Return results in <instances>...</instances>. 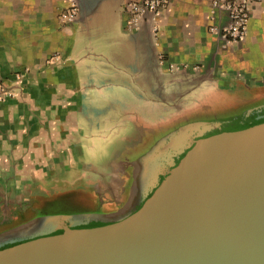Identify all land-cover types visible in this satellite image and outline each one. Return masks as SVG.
Returning <instances> with one entry per match:
<instances>
[{
    "label": "crops",
    "instance_id": "obj_1",
    "mask_svg": "<svg viewBox=\"0 0 264 264\" xmlns=\"http://www.w3.org/2000/svg\"><path fill=\"white\" fill-rule=\"evenodd\" d=\"M136 1L0 0V82L16 93L0 101V233L44 208L36 197L48 165L98 177L79 186L87 212L122 210L131 165L161 130L153 114L264 106V0L251 1L247 36L235 45L221 36L228 12L211 15L216 0H169L158 38L149 15L131 25ZM109 133L127 151L103 165L85 160V142Z\"/></svg>",
    "mask_w": 264,
    "mask_h": 264
},
{
    "label": "water",
    "instance_id": "obj_2",
    "mask_svg": "<svg viewBox=\"0 0 264 264\" xmlns=\"http://www.w3.org/2000/svg\"><path fill=\"white\" fill-rule=\"evenodd\" d=\"M241 115L139 153L116 217L53 213L1 232L0 264H264V106Z\"/></svg>",
    "mask_w": 264,
    "mask_h": 264
},
{
    "label": "rangeland",
    "instance_id": "obj_3",
    "mask_svg": "<svg viewBox=\"0 0 264 264\" xmlns=\"http://www.w3.org/2000/svg\"><path fill=\"white\" fill-rule=\"evenodd\" d=\"M156 113V112H155ZM167 112L163 116L153 114V120L160 123L163 121L162 125H158L159 132L158 138L153 140V144L163 135H166L171 129L179 127L180 125L194 122V121H219L224 123H230L236 120H240L244 117L241 115L244 112L237 111H226V112H190V115L182 117V114L187 112ZM262 112H252L251 115ZM246 116V117H247ZM165 121L168 123L166 124ZM107 137H110L108 141H91L85 142V147L83 152L85 154V160L95 161L99 165L107 164V162L112 160V158L118 157L126 152V147L128 144L123 140V138H115L114 135L110 133L107 134ZM126 138V136H124ZM152 144V145H153ZM132 145V144H131ZM48 167L44 173L43 178L49 180L41 181L42 189H40L41 194L36 197V202L44 208L40 209L33 213V217L28 220H24L25 223L30 222L32 219L37 217H42L46 214L53 213H86V209L91 205L89 204L88 197L85 196V192L79 189L81 183H91L96 184L98 182V177L93 174H85L80 172L78 166H69V168H64L66 166H46ZM68 167V166H67ZM91 169V166L87 167ZM133 182V179L130 178V183ZM92 186V185H91ZM37 203H35L36 207ZM45 205H49L45 207ZM87 205H89L87 207ZM28 206H26L27 208ZM92 208V207H91ZM99 215L98 213H93ZM108 216V215H105ZM10 217V216H9ZM34 221V220H33ZM29 224V223H28ZM27 225V224H26ZM25 225V226H26Z\"/></svg>",
    "mask_w": 264,
    "mask_h": 264
},
{
    "label": "built area",
    "instance_id": "obj_4",
    "mask_svg": "<svg viewBox=\"0 0 264 264\" xmlns=\"http://www.w3.org/2000/svg\"><path fill=\"white\" fill-rule=\"evenodd\" d=\"M169 0H138L130 5L132 14L131 25L137 26L138 23L146 16H150L155 22L153 27V34L156 38L159 37V26L157 25L160 10L164 4ZM252 0H216L212 4L211 15L215 14L217 10H226L229 14V23L222 29L221 36L229 44H239L244 41L249 27L250 21V3ZM78 14V5L72 1L69 11L65 18L69 22L76 20ZM211 32H216L213 28ZM55 60L59 61L60 56H55ZM24 81V75H18L15 80V85H21ZM16 93L14 90L5 86L0 82V101L7 97H14Z\"/></svg>",
    "mask_w": 264,
    "mask_h": 264
},
{
    "label": "flooded vegetation",
    "instance_id": "obj_5",
    "mask_svg": "<svg viewBox=\"0 0 264 264\" xmlns=\"http://www.w3.org/2000/svg\"><path fill=\"white\" fill-rule=\"evenodd\" d=\"M256 115V114H255ZM254 115V116H255ZM258 115V114H257ZM127 189L129 190V194H130V192H131V185H130V180H129V184L127 185ZM127 191V190H126ZM128 192V191H127ZM125 194H126V192H125ZM127 195V194H126ZM128 196H125V199L127 198ZM120 213H121V210H119L117 213H111V214H109L108 215V217H116V216H118V215H120Z\"/></svg>",
    "mask_w": 264,
    "mask_h": 264
}]
</instances>
